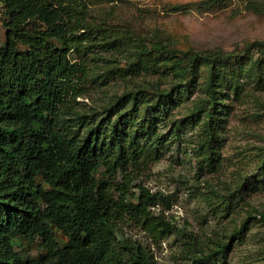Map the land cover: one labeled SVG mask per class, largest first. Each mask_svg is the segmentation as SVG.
Listing matches in <instances>:
<instances>
[{
    "label": "trees",
    "instance_id": "trees-1",
    "mask_svg": "<svg viewBox=\"0 0 264 264\" xmlns=\"http://www.w3.org/2000/svg\"><path fill=\"white\" fill-rule=\"evenodd\" d=\"M95 1L0 0L6 28L0 47V264H159L124 228L137 223L157 240L166 238L175 229L151 208L170 201L134 184L132 172L161 159L187 128H198L196 157L211 168L221 156L229 96L240 94L244 78L264 83V40L237 53L150 45L129 28L92 20ZM256 1L248 0L263 10ZM107 49L124 53L120 77L149 71L172 76L171 86L153 83L102 108L80 107L78 97L92 79L90 62ZM203 64L207 97L178 118L175 110L194 93ZM260 170L240 194L264 187V155ZM238 194L221 195L213 210L229 214ZM250 223L247 218L226 240L189 236L183 252L190 264L224 262L233 240H246ZM55 228L69 238L66 244ZM36 238L45 251L26 259L20 248Z\"/></svg>",
    "mask_w": 264,
    "mask_h": 264
},
{
    "label": "rangeland",
    "instance_id": "rangeland-1",
    "mask_svg": "<svg viewBox=\"0 0 264 264\" xmlns=\"http://www.w3.org/2000/svg\"><path fill=\"white\" fill-rule=\"evenodd\" d=\"M97 0L92 7V20L129 28L144 37L150 45L163 43L169 48L198 52L223 51L237 53L253 40H264L263 10L252 8L248 0ZM6 28L0 25L1 46L5 45ZM99 50V49H97ZM100 58L90 62L92 79L85 94L78 97L80 107L102 108L114 97L138 87L151 88L153 83L168 88L172 76L140 71L120 77V66L127 65L124 53L113 49L100 51ZM208 65L203 64L194 93L175 110L178 118L190 115L207 94ZM172 81V82H171ZM238 96H229L232 109L222 133L221 156L210 167H201L196 157L198 128H187L172 142L164 156L142 165L132 172L134 184L152 193H163L166 199L152 206L175 229L157 240L137 223L126 225V235L150 250L159 264H190L183 252L189 236L200 240H226L241 224L251 219L246 240L233 246L224 262L214 264H264V187L243 190L250 179L261 172L264 155V83L244 78ZM237 192L229 214L215 212L221 195ZM245 192V193H244ZM58 240L69 238L58 228ZM182 233H186L185 235ZM26 259H35L45 251L39 239L20 248Z\"/></svg>",
    "mask_w": 264,
    "mask_h": 264
},
{
    "label": "built area",
    "instance_id": "built-area-1",
    "mask_svg": "<svg viewBox=\"0 0 264 264\" xmlns=\"http://www.w3.org/2000/svg\"><path fill=\"white\" fill-rule=\"evenodd\" d=\"M2 13H3V4L0 2V20L2 18Z\"/></svg>",
    "mask_w": 264,
    "mask_h": 264
}]
</instances>
